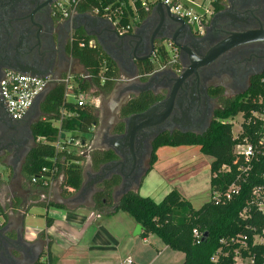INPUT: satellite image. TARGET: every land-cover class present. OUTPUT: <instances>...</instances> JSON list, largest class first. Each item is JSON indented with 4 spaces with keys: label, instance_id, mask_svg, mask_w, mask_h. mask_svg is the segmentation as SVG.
<instances>
[{
    "label": "trees",
    "instance_id": "obj_1",
    "mask_svg": "<svg viewBox=\"0 0 264 264\" xmlns=\"http://www.w3.org/2000/svg\"><path fill=\"white\" fill-rule=\"evenodd\" d=\"M108 5L109 12L114 11L118 6L117 0H79L75 11L84 13L98 9L97 13L103 15L104 8ZM215 5L218 8L216 3ZM151 6L152 4L149 3L148 9L137 8L139 20L147 16ZM133 16L131 9L128 13L125 12L117 27L129 24ZM91 39V36L80 27L68 47L72 59L83 68L80 73L72 71L62 76L63 78L67 75L71 76L74 82L72 88L74 95L79 91L90 92L94 87L106 93L120 78L115 62L98 45H92ZM160 53V61H166L168 57L166 51L160 48ZM138 64L140 78L145 79L146 74L152 71L153 64L150 60ZM82 75H89V78L84 79ZM65 90L64 82H57L47 90L40 102L41 116L32 125L35 142L21 164L22 175L31 183L38 184L44 191L47 189V184L43 182V178H55L60 173L63 174L62 186L66 191L73 192L80 188L83 181L82 156L74 151H57L54 143L57 139H67L68 132L72 133L68 138L79 137L81 142L85 143L91 128L98 122L92 103L86 101L78 105L75 100H67ZM220 92V89L212 90L213 95ZM259 96L264 98V72L250 80L245 93L232 98H223L210 126L203 133L162 132L151 141L152 151L147 162L148 171L157 161L156 151L162 146L197 145L203 154L213 157L210 163L211 197L199 208H194L176 188L167 192L158 202L134 190L127 191L118 200L113 201L112 192L119 182L118 176L105 180L99 185L92 197V208L104 215L118 211L127 213L136 223L141 224V237L154 234L170 249L182 252L184 258L181 264H233L232 249L237 244L224 245L223 251H227V256L220 255L218 263L212 262L210 258L221 246L220 239H228L235 235L246 236L248 249L243 250L244 255H253L255 264L262 263L264 245L253 243V237L262 235L264 212L249 204L251 188L264 184V145L256 148L257 154L250 161L251 168L248 175L240 182L239 192L226 201L216 202L212 198L213 191H225L236 180L237 166L244 162L242 157L234 154V146L241 143L245 136L256 144V133L262 125L258 120L255 122H247V120L251 111L264 112V102H259ZM156 99L157 97L151 92H143L123 105L121 115L125 117L145 111ZM63 112L67 114L63 115ZM239 113L242 114L244 122L240 134L234 137L230 118ZM54 121H59V125H54ZM122 130L123 124L119 123L118 131ZM90 156L94 168L116 158L112 150H93ZM223 164L231 167L230 172L218 173L214 176ZM33 177L36 178L34 182ZM248 205V216L239 217V212ZM50 222V219L46 218V224L50 225ZM193 229L207 234L204 238H195ZM50 261L49 255L48 261L37 260L34 264H49Z\"/></svg>",
    "mask_w": 264,
    "mask_h": 264
},
{
    "label": "flooded vegetation",
    "instance_id": "obj_2",
    "mask_svg": "<svg viewBox=\"0 0 264 264\" xmlns=\"http://www.w3.org/2000/svg\"><path fill=\"white\" fill-rule=\"evenodd\" d=\"M62 1L0 0V78L7 71L44 76L59 74L67 69L71 58L68 47L78 29L79 18L78 12L69 11ZM215 3L218 8L214 6L203 32H197L187 24L177 40L178 69L171 67L166 70L185 72L193 66L194 70L178 89L167 116L162 117L165 109L159 107L142 119L147 126L135 133L138 151L137 166L133 170L142 171L147 167L148 144L153 137L162 132L203 133L221 106V100L245 93L250 80L264 72V0H216ZM159 24L157 14L147 18L140 35L128 39L127 46L122 49L123 58L131 62L133 56H146L151 49L150 37ZM242 35H246L245 38ZM165 84L166 80L160 77L152 83L151 89L165 94ZM214 89L221 92L213 95ZM139 95L122 98L114 107L119 106L121 110L125 103ZM37 116L34 104L24 116L13 120L0 99V153L9 156L7 175L10 168L20 165L33 146L32 125ZM112 120L106 124L101 138V142L109 148L117 147L120 140L117 134L120 133L118 125L121 117L114 115ZM121 151L129 158L127 164L98 167L97 170L107 177L105 180L114 177L115 171L131 170L129 147H121ZM89 172L84 170L87 180L92 178ZM31 255L33 258L34 253Z\"/></svg>",
    "mask_w": 264,
    "mask_h": 264
},
{
    "label": "crops",
    "instance_id": "obj_3",
    "mask_svg": "<svg viewBox=\"0 0 264 264\" xmlns=\"http://www.w3.org/2000/svg\"><path fill=\"white\" fill-rule=\"evenodd\" d=\"M90 13L95 16L98 15L94 12ZM145 18L142 20L137 19L133 28L127 33L140 35ZM95 31L99 32L100 30ZM104 35L106 34H100L101 37H104ZM91 38L90 43L92 45H98L111 59L114 57V59L120 61V67H118L112 59L118 67L120 75L132 70L130 62L123 58L121 47L107 40V52L95 35H91ZM138 63L136 62L139 73ZM73 69L77 71L75 73L83 71L82 66L71 57L67 69L58 75L62 77L74 71ZM146 80L147 77L145 79L139 77L134 79L133 82L131 81L132 83L126 80L116 81L112 89L106 93L98 91L95 87L92 88L91 91L93 92L90 91V93L97 95L99 104L103 103V105L99 106L101 111L99 116L96 113V106H94L98 122L88 133L85 145L82 148L74 149L76 154L82 156L83 172L84 170L90 171L89 173L97 171L98 168L93 167L90 153L93 150H105L106 146L101 142V138L106 124L113 121L114 115L121 117V123L124 127L123 116L119 115L121 110L117 108L115 113L111 114L115 110L118 100L134 95V85H141V82ZM55 83L57 82H52L46 89L48 90ZM70 84L74 86L72 78ZM65 98L75 100L71 93ZM105 99L106 101L109 99L107 101L108 105ZM109 112L110 114H108ZM102 118L104 123L106 121V124H103ZM56 123L53 124L58 126L59 121ZM70 134L72 133L68 132L67 136ZM22 162L17 168L8 170L7 181L0 185V208L11 207L10 211L0 215V221L2 222L0 235L2 238L17 240V243L12 244L7 242L5 238L2 239V243H0V264H34L37 260L48 261L49 255L51 257L50 263L54 259V263L62 264L67 260V257L64 258L66 255L64 252L75 251L87 257L83 261H74L71 264H112L111 257L119 250L125 251V257L130 256L138 263L142 262L140 257H146L147 264H181L183 261L184 254L182 252L170 249L156 235L150 234L144 238L140 234L134 235L133 231L137 223L127 213L118 211L111 215H104L92 208L93 201L90 196L89 199L84 201L79 198L76 199L79 189L73 192L66 191L62 186L63 179L61 177L51 178L47 183L46 191H44L38 184L31 183L22 175ZM90 168L95 170H88ZM118 186L116 185L113 190L117 189L118 192L120 189ZM131 189L138 190L133 186H131ZM178 191L185 197L180 189ZM113 201H115L114 198ZM34 205L43 207L44 215L42 217H37L38 214L30 212ZM46 218L50 219V225L46 224ZM10 244H15L20 249L16 250L14 247L9 249ZM35 249L38 252L37 255H39L38 259L36 257L35 259L31 258V253ZM60 256L62 257L59 258Z\"/></svg>",
    "mask_w": 264,
    "mask_h": 264
},
{
    "label": "built area",
    "instance_id": "obj_4",
    "mask_svg": "<svg viewBox=\"0 0 264 264\" xmlns=\"http://www.w3.org/2000/svg\"><path fill=\"white\" fill-rule=\"evenodd\" d=\"M79 0H63L67 5L69 11L74 12L75 6ZM157 2H162L166 6L169 7L171 13L175 14L179 18L183 19L187 24L192 26L195 31L203 32L204 26L208 23L210 17L214 12V6L216 0H117L118 6L114 11H110V6H106L104 8L103 15H100L106 19H108L117 29L119 34H125L129 32L134 25V22L138 19V7L148 9V4H155ZM134 13V16L130 18L129 24L120 25L117 27L118 22L122 18V15L129 10ZM98 9H95L94 13L98 14ZM99 15V14H98ZM160 48H163L168 57L166 61H160L161 53ZM150 62L153 64V69L150 73L146 75L153 74L159 70H165L166 68H177L178 64V51L177 47L169 40L158 41L155 44L154 50L152 51L150 58ZM82 78H89V75H82ZM71 76L67 77H59L52 78L48 76H36L29 75L23 73H17L14 71H7L0 78V99L3 102L5 111L9 115V117L13 120H18L22 116H24L31 106L33 105L37 96L43 92L47 86L50 84V81L53 82H64L66 83L65 96L71 93L78 103V105H82L86 102L85 100V92L79 91L76 95L73 94L72 88L73 85L70 84ZM128 80V78L120 75V78L117 81ZM259 102H264V98L259 96ZM91 103V102H90ZM63 115H66L64 112ZM241 114V113H240ZM242 120L238 123L239 130L234 133L232 130V134L234 137H238L242 130V123L244 122V118L241 114ZM259 121L262 125V128L256 133V144L249 141V139L245 136L242 138V142L238 143L234 146V154L243 158L244 162L240 163L237 166V175L236 180L232 182L225 191H213L212 198L216 201H226L230 200L232 195L237 194L240 190L241 184L240 182L244 180V178L248 175L250 171L251 165L250 161L257 154V147L264 145V112L257 110L251 111V115L249 116L247 122H255ZM233 123V122H232ZM55 148L57 151H74V149L82 148L85 144L81 142L80 138H68L65 140L57 139L55 141ZM231 167L229 165L223 164L221 167L214 173L216 176L218 173L230 172ZM245 174V175H243ZM63 179V174L60 173L58 175ZM51 180V177L43 178L44 183H48ZM32 181H36V178H32ZM73 191L72 189H70ZM250 204L254 205L258 210L264 212V184H258L251 188L250 191ZM249 205L244 207L239 212V217L246 218L248 216ZM11 207L0 208L1 213L5 214L10 211ZM0 225L2 222L0 221ZM193 235L195 238H201L202 232L197 229H193ZM221 246L217 249V251L211 256V261L214 263H218V258L220 255L227 256V251H223L224 245H235L232 249L233 253V264H255L253 255H244L243 250H247V242L246 236L235 235L231 236L228 239H220ZM253 243H259L264 245V230L262 235H255L253 237ZM122 264H141L136 262L132 257H126ZM260 264H264V256L263 261Z\"/></svg>",
    "mask_w": 264,
    "mask_h": 264
},
{
    "label": "water",
    "instance_id": "obj_5",
    "mask_svg": "<svg viewBox=\"0 0 264 264\" xmlns=\"http://www.w3.org/2000/svg\"><path fill=\"white\" fill-rule=\"evenodd\" d=\"M154 14H157L160 18V24L156 27V29L153 31L151 37H150V43H151V49L150 52L143 57L137 58L136 56L132 57V60L130 62V65L132 66V70L126 72L125 74H122V76L128 78L126 81H130V83L133 82L134 79H137L140 77L137 69V65L135 60L137 61H146L149 60L150 55L152 51L154 50L156 42H162L164 40L171 41L175 46L179 47V44L177 43L178 38L180 37L183 29L185 26H188L187 23L176 16L175 14L171 13L169 10V7L163 4L162 2H157L155 4H152L151 8L149 9V13L145 20L147 18L153 16ZM77 18H79V23L77 27H81L85 30L86 34L91 36L95 35L102 43V47L104 50L106 49V41L110 40L115 43L118 47H121L122 49L125 48L128 44V39L137 38L139 35L134 33H126V34H119L115 26L106 18L100 16V15H93L90 12H84V13H77ZM95 30H100L99 32H96ZM105 33L104 37H101L100 34ZM242 38H245L246 35H242ZM139 46V42H137L136 47ZM135 47V48H136ZM225 47H228L226 45ZM108 52V51H107ZM109 54V53H108ZM112 59L116 62L118 67H120V61L118 59ZM204 62H201L203 64ZM194 70V66L191 70H186L185 72H173L171 70H159L154 72L153 74L146 75L147 80L144 82H141V85L135 84L133 88L134 95H139L142 92H151L157 99L151 106L142 112L133 113L128 116L123 117V123L124 127L123 130L118 133L117 135L120 137L119 142L117 143V147H106L105 150H112L117 158L114 160H111L108 163H103L99 166L106 167L110 164L115 163H121V164H127V161L129 160L128 156H124L123 152L121 151V147L128 146L130 157L132 160L131 170H119L113 172L115 176L119 177V182L117 184L118 188L120 187L119 191L113 190L112 196L114 200H118L121 195L126 193L131 189V186H133L136 190L141 185L142 179L145 176V174L148 172V167H146L144 170H133L136 168V153L138 151V147L135 143V133L137 130L144 128L147 126L146 122H143L142 119L150 113L151 110L157 109L159 107H164L163 115L162 117H165L169 114L175 95L182 85L183 81L187 77V75L190 73V71ZM170 74H173L172 77H169ZM52 78H59L61 77L58 74H48ZM44 75V76H48ZM159 76L162 77V80H166V84L163 86V90H167L165 94L161 93L160 91H156L154 89H151V85ZM168 76V77H167ZM132 81V82H131ZM53 82V80L50 81V84ZM47 93V89H45L43 92H41L37 98L35 99L33 105H36V110L38 116L41 115L40 110V102L43 100ZM163 94V95H161ZM32 105V106H33ZM31 106V107H32ZM30 110V109H29ZM37 116V117H38ZM181 132H195L193 130H181ZM201 134V133H198ZM154 137L152 138V140ZM151 140V141H152ZM151 141L148 144V155L147 158H149L151 151H152V143ZM120 150V151H119ZM28 153V152H27ZM8 159L9 156L6 153H0V185L4 184L7 179L8 175L6 172V167L8 166ZM101 170L94 171L93 173H89V175L92 176V178H89L88 180L84 178V172H83V181L79 188V194L76 196V199L79 198L81 200H87L89 199V196L92 198V195L98 190V186L105 180L107 177L104 176V174L100 173ZM142 227L141 224L137 223L135 225L133 234L139 235L141 233ZM206 232L203 233L202 238L206 236ZM5 238V237H4ZM0 235V243H2V239H4ZM7 242L10 243H17V240H14L12 238H5ZM8 247V246H7ZM14 247L16 250L20 249L17 248V246L9 245L8 248ZM34 257L33 259H38L39 255L37 250L35 249L33 251Z\"/></svg>",
    "mask_w": 264,
    "mask_h": 264
},
{
    "label": "rangeland",
    "instance_id": "obj_6",
    "mask_svg": "<svg viewBox=\"0 0 264 264\" xmlns=\"http://www.w3.org/2000/svg\"><path fill=\"white\" fill-rule=\"evenodd\" d=\"M75 69L77 70L78 68ZM75 69H73V72H77ZM92 92L93 91H91V93ZM85 93V100L91 101L94 106H96L97 115H101L100 107L103 103L101 105L99 104L98 96L90 92ZM107 101H109V99H107ZM107 101L105 99V102ZM114 102L116 103L117 101ZM117 108H119V106ZM117 108H115L111 114L115 113ZM108 114H110V112ZM39 117L40 115L37 117L36 121ZM230 119V121L233 122L232 130L236 133L240 127L238 123L242 120L241 114L239 113ZM101 121L103 124H106L103 118ZM56 122L58 121H54L53 123L55 124ZM156 154L157 161L152 166V169L147 172L137 190L140 195L149 196L158 202L171 189L177 188V190L180 189L183 192L186 199L191 202L194 208H199L204 202L210 199V163L213 160L212 156L203 154L197 145L162 146L157 149ZM30 212L38 214L36 215L37 217H42L44 215L41 205H34L30 209ZM64 253L66 254L64 258L67 257V260L62 264L83 261L87 257L76 251ZM61 257L62 256L59 258ZM125 258V251L119 250L118 253L112 255L111 263L122 264V260ZM140 260L142 261L141 264H147L146 257H140ZM53 261L49 264H56Z\"/></svg>",
    "mask_w": 264,
    "mask_h": 264
}]
</instances>
